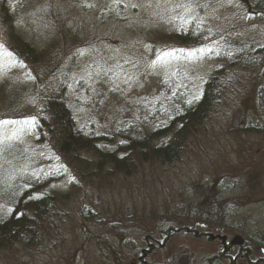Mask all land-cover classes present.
<instances>
[{
    "label": "rangeland",
    "instance_id": "1",
    "mask_svg": "<svg viewBox=\"0 0 264 264\" xmlns=\"http://www.w3.org/2000/svg\"><path fill=\"white\" fill-rule=\"evenodd\" d=\"M184 1L0 0V44L14 54L0 56V121L35 117L0 124V139L32 151L30 168L47 173L41 193L52 201L35 216L33 238L0 248V264L253 262L208 235L264 241V11L198 0L182 12ZM188 23L205 37H170ZM200 48L213 51H192ZM160 51L173 54L153 65ZM213 74L211 110L182 136L150 119L161 105L171 120L174 103L198 98ZM60 94L99 156L61 150L44 107ZM127 130L154 146L177 142L176 158L121 151ZM9 208L0 199V214Z\"/></svg>",
    "mask_w": 264,
    "mask_h": 264
},
{
    "label": "trees",
    "instance_id": "2",
    "mask_svg": "<svg viewBox=\"0 0 264 264\" xmlns=\"http://www.w3.org/2000/svg\"><path fill=\"white\" fill-rule=\"evenodd\" d=\"M182 3V0H174ZM198 0H185L182 5L184 9H188L196 4ZM254 9L264 11V0H240ZM204 30L192 27V23H188V27L183 31H179L170 37L181 43H195L202 40L206 34ZM216 75L210 76L204 83L201 95L192 100H182L176 105L175 115L169 120L165 116L164 107L157 106L155 113L149 114L156 123H162L164 132L170 131L173 137H180L184 134V129L189 125L199 123L211 110L214 102V94L216 83H218ZM44 107L52 113V118L57 122L60 135V148L64 152L79 148L92 149V155L99 156L101 149L93 146V135H91L83 127L77 125L72 117L71 110L66 104V98L63 94L46 100ZM158 108H161L158 110ZM174 125L178 128L173 129ZM136 130V129H134ZM128 133V130H127ZM162 133V134H163ZM128 142L120 148L121 151L140 148L142 154L146 149H151V155L161 159L165 163H169L177 156V142L169 140L168 143L158 146L151 145L150 138L139 137L135 132L128 133ZM151 146V147H150ZM110 161L114 166L118 167V162L113 152L107 153ZM35 157L32 151H27L22 147L19 139L3 138L0 139V199L10 208L7 212L0 214V248L11 246L23 238L28 240L35 235L37 222L35 216L40 212L44 213L52 201L50 196H45L41 190L49 184L47 173L39 168H30ZM169 234V231L168 233ZM241 243L237 245V255L248 263L253 259V254L245 253V247L251 245L264 247V241L251 239L248 236H242ZM236 255V256H237ZM245 256V257H244ZM240 257V258H241ZM223 257L220 255L200 258L196 261L182 258L175 264H223ZM260 264V263H259Z\"/></svg>",
    "mask_w": 264,
    "mask_h": 264
},
{
    "label": "snow or ice",
    "instance_id": "3",
    "mask_svg": "<svg viewBox=\"0 0 264 264\" xmlns=\"http://www.w3.org/2000/svg\"><path fill=\"white\" fill-rule=\"evenodd\" d=\"M227 2L230 4L232 3V0H227ZM133 7H136L137 5L133 4ZM176 7H184V5H176ZM205 7H207V5H205ZM183 51V50H182ZM193 52H211L213 51V49L211 48H200V49H195L192 50ZM81 54L83 55V52H81ZM173 54V52L170 51H160L157 52L156 54V60L152 61V64L155 65L156 61L158 60H162L168 56H171ZM13 53L8 51L6 48H4V46L2 44H0V56H7L9 58L13 57ZM7 66H11L10 64ZM130 79V78H129ZM127 82V81H126ZM34 122L35 121V117H29L27 118L25 121H10V120H4V121H0V124H19V123H29V122Z\"/></svg>",
    "mask_w": 264,
    "mask_h": 264
},
{
    "label": "flooded vegetation",
    "instance_id": "4",
    "mask_svg": "<svg viewBox=\"0 0 264 264\" xmlns=\"http://www.w3.org/2000/svg\"><path fill=\"white\" fill-rule=\"evenodd\" d=\"M185 232L186 233H188V234H191V233H193V235L195 236V237H197V236H199V235H201V233H198V232H196V231H191V230H188V229H186L185 230ZM220 241V244H221V246H222V248H223V252H229L231 249H233L234 247L233 246H230V245H228L226 242H221V240H219ZM240 243H241V241H240ZM235 247H237V246H235ZM248 245H246V247H245V253H249V252H251V253H253V250H252V248H250V249H248ZM252 247H255L257 250H259V252H260V254L258 255V256H256V257H254L253 259H252V263L251 264H264V247H259V246H254V245H252ZM241 257V256H240ZM245 257V256H244ZM242 258V257H241Z\"/></svg>",
    "mask_w": 264,
    "mask_h": 264
},
{
    "label": "water",
    "instance_id": "5",
    "mask_svg": "<svg viewBox=\"0 0 264 264\" xmlns=\"http://www.w3.org/2000/svg\"><path fill=\"white\" fill-rule=\"evenodd\" d=\"M211 238H214V237L211 236ZM217 238H219V239H220L221 241H223V242H224V240H225L223 237H219V236H217ZM235 243H236V242H234V241H231V242H230L231 245H233V244H235Z\"/></svg>",
    "mask_w": 264,
    "mask_h": 264
}]
</instances>
